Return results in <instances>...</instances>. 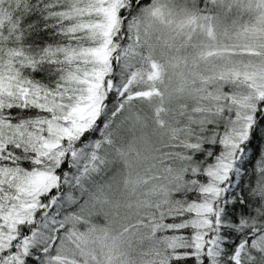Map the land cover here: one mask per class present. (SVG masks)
I'll return each mask as SVG.
<instances>
[{
  "label": "snow or ice",
  "instance_id": "snow-or-ice-1",
  "mask_svg": "<svg viewBox=\"0 0 264 264\" xmlns=\"http://www.w3.org/2000/svg\"><path fill=\"white\" fill-rule=\"evenodd\" d=\"M0 264H264V0H0Z\"/></svg>",
  "mask_w": 264,
  "mask_h": 264
}]
</instances>
